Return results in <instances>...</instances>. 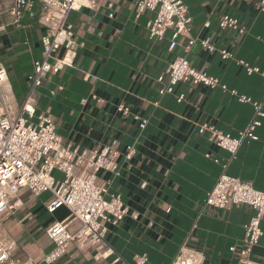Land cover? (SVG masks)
Masks as SVG:
<instances>
[{
  "label": "crops",
  "instance_id": "crops-1",
  "mask_svg": "<svg viewBox=\"0 0 264 264\" xmlns=\"http://www.w3.org/2000/svg\"><path fill=\"white\" fill-rule=\"evenodd\" d=\"M97 1L94 11L83 7L69 13L74 37L82 43L76 59L58 73L46 75L32 95L37 113L51 115L64 145L136 148L130 160L122 154L118 157L117 177L105 170L98 173L111 180L108 193L119 194L128 212L117 226H107L105 240L112 253L106 259L96 263L90 254L71 248L54 264H111L117 259L115 264H133L138 254L148 257L146 264H170L184 242L202 253V264H238V256L229 249L242 245V225L253 214L252 207H206L204 198L224 165L227 175L264 189V116L255 130L257 138L245 139L234 157L213 144L208 133H200L197 125L210 124L237 135L254 117L253 102L264 111V76L248 75L234 60H223L196 42L187 54L190 65L251 101L241 103L228 92L193 85L190 79L160 96L156 77L175 56L183 55L185 40L177 38L170 48V31L161 41L149 38L146 22L151 13L137 14L134 0ZM259 1L184 0L192 17L191 34L197 39L209 36L215 48H225L235 59L264 70V11L257 7ZM34 3L35 10L38 3ZM12 4V0H0V66L6 69L7 86L17 107L28 92L27 74L33 60L40 59L43 27L28 12L14 22ZM223 15L237 18L245 32L220 29L218 20ZM60 85L63 88L57 91ZM91 93L104 101L96 103ZM180 94L183 99L178 102ZM119 103L130 113L116 111ZM135 115L147 119L143 129ZM53 175L62 179L58 171ZM50 198L49 191L33 196L27 188L21 189L14 208L1 219L0 238L14 240V257L21 264H40L53 246L46 229L68 215L65 206L49 213ZM260 228L262 237L251 258L264 264V215Z\"/></svg>",
  "mask_w": 264,
  "mask_h": 264
},
{
  "label": "built area",
  "instance_id": "built-area-1",
  "mask_svg": "<svg viewBox=\"0 0 264 264\" xmlns=\"http://www.w3.org/2000/svg\"><path fill=\"white\" fill-rule=\"evenodd\" d=\"M38 8L34 10V0H12L10 15L19 23L25 12L34 16L43 27L40 36V59H34L32 70L27 74L28 92L19 106L14 107L11 91L7 86L6 69L0 66V222L15 205L14 199L21 189H28L33 196L44 191L51 193L46 209L53 213L65 206L68 215L63 221L50 225L45 235L52 248L42 257L40 264H54L73 248L76 252L90 254L94 262L106 259L112 249L105 240L107 226H117L127 214L128 209L119 194H109L110 179L98 176L100 170L108 171L113 177L120 175L117 159L122 154L130 160L136 148L125 146L121 151L112 145H103L95 149L70 148L61 142L55 123L48 113H37L36 100L32 95L41 86L48 74H56L76 59L77 50L82 45L73 34V25L67 20L71 11L88 8L94 11L97 0H35ZM112 7V4L108 5ZM264 11V0L257 3ZM133 8L137 14L151 13L146 22L149 38L163 40L171 32L170 48L176 45L177 38H183L182 54L175 56L167 69L156 77L157 91L160 96L174 92V86L190 79L193 85L221 90L236 96L241 103L250 102L246 95H239L234 89L208 74L194 69L187 54L191 47L198 44L208 52H216L221 59L234 60L244 67L248 75L260 74L264 70L249 65L246 61L235 59L227 49H217L206 36L197 39L191 34L192 17L188 13L184 0H134ZM220 29L228 28L238 34L245 32V27L235 17L223 15L218 20ZM63 87H57L60 91ZM49 93L54 95L55 91ZM96 103L103 98L91 93ZM183 95L177 96L180 102ZM85 102V99L82 100ZM254 117L245 125V129L232 136L210 124L197 125L200 133H208V139L219 148L228 151L234 157L245 139H256L255 130L260 126L264 111L260 104L253 102ZM116 111L123 115L130 110L123 103L116 105ZM139 129L147 124V119L134 116ZM207 158L210 155H206ZM217 162V159H213ZM223 172L218 176L215 185L206 194L204 206L224 209L230 205H249L253 214L242 225L243 241L240 247L231 246L230 251L238 256V264H258L251 258L252 249L259 244L262 237L260 223L264 215V189L257 190L251 183L240 181ZM58 171L62 179L54 177ZM169 208L166 209V212ZM1 225V224H0ZM16 243L11 237L0 238V264H21L14 257ZM133 264H146L145 254L135 255ZM204 256L198 250L191 249L184 242L170 264H202ZM119 259L111 264H115Z\"/></svg>",
  "mask_w": 264,
  "mask_h": 264
}]
</instances>
